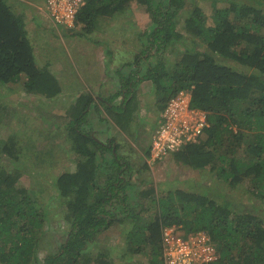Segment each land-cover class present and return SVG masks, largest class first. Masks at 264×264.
I'll use <instances>...</instances> for the list:
<instances>
[{
  "label": "trees",
  "instance_id": "trees-1",
  "mask_svg": "<svg viewBox=\"0 0 264 264\" xmlns=\"http://www.w3.org/2000/svg\"><path fill=\"white\" fill-rule=\"evenodd\" d=\"M83 1L73 25L54 23L56 28L75 31L78 27L82 34L91 33L98 16L120 13L129 0ZM136 1L145 6L151 20V29L141 34L142 53L131 65L117 68L116 95L100 96L101 100L83 92L68 110L63 131L72 166L51 178L54 201L39 204L19 181L30 170V159L38 165L48 157L49 166L55 165L58 147L21 142L15 133L0 137V264H110L106 258L88 260L84 253L96 235L125 219L133 221L127 230L128 249L136 255L148 248L151 264H164L161 229L174 224L182 225L185 233L204 231L209 236L217 258L202 264H264V211L253 214L247 205L220 201L222 195L209 190L207 184L196 191L162 190L159 196L152 184L137 191L139 183L147 180L132 178L133 174H149L150 165L162 157L150 159V138L147 146L141 144L147 158L138 159L137 164L128 156L117 155L118 144L102 145L86 115L93 108L103 120V107L124 129L137 119V83L151 79L159 112L180 90L191 89V104L206 112L208 126L201 142L184 145L171 156L179 164L218 169L217 178L232 184L251 176L248 187L264 199V0H228L224 7L214 5L211 25H206L201 10L195 8L185 18L187 35L176 29L185 0ZM24 20L7 0H0V85L23 74L25 91L51 97L60 91L58 79L37 64ZM177 42L184 47L169 71L163 56ZM148 58L155 61L143 68ZM122 93L123 98L114 104ZM245 131L251 135L243 143ZM243 146L245 155L238 158L237 151ZM98 171L103 175L99 182ZM146 198L158 211L153 218L139 222V215L150 208L144 204ZM53 202L64 204L67 227L57 230L61 240H52L57 251L39 260V241L48 235L44 227L55 210Z\"/></svg>",
  "mask_w": 264,
  "mask_h": 264
},
{
  "label": "rangeland",
  "instance_id": "rangeland-1",
  "mask_svg": "<svg viewBox=\"0 0 264 264\" xmlns=\"http://www.w3.org/2000/svg\"><path fill=\"white\" fill-rule=\"evenodd\" d=\"M7 1L14 11L20 12L24 16L27 37L37 64L46 67L56 76L60 88V91L51 97L27 92L23 88L26 79L23 74L16 80L0 85V137L6 138L15 133L16 138L21 142L34 141L35 143L49 144V146L52 144L51 147L54 148L58 147L56 150L58 158L55 165L49 166L48 157H46V162L38 161V165L35 160L30 159L28 161L30 170L23 174L19 181L20 185L30 189L35 194L37 202L43 205L48 203L51 198L52 200L56 198V193L50 185L51 178L67 170L69 165L72 166L71 158L67 155L69 142L63 131L68 120V110L83 92H91L93 96L109 98L114 93L116 95L118 89L117 68L122 66L121 68L124 69L127 64L134 63L135 57L142 53L141 34L144 30L151 29V20L144 5L137 3L136 0H129L120 13L111 17L98 16L95 28L91 33L82 34L78 32L80 31L78 27L75 31L64 30L60 26L51 30L57 25L54 22L51 23L55 26L51 25L46 20L47 17L37 11L40 9L37 5L45 6L43 0ZM227 1L185 0L184 7L176 18L177 31L186 34L184 32L185 18L195 8L201 10L206 25H211L213 6L224 7L227 5ZM46 14L51 19L50 14L48 12ZM76 32L78 33L76 34ZM179 42L169 46L163 56L166 62L165 68L169 71L173 70L178 59L177 52L183 50L184 46L182 47V45L184 44ZM153 58H148L142 67L147 68L155 61ZM88 59L92 68L89 63L85 67L82 66L88 62ZM91 70L94 71V75H91L94 78V83L86 77L87 72ZM126 72L127 70H124L123 74ZM152 83L149 79L135 85V94L140 99V103L134 112L136 114L134 118L137 119L131 121L129 127H126L127 129H120L110 119L103 107H100L103 120L98 119L99 114L96 109L92 108L86 114L91 122L92 133L99 141L111 138L113 140L111 144H118L117 155L128 156L132 162L134 160L137 164L138 161L142 162L147 158L144 157L142 145H148L149 135L159 114L158 94L154 83ZM120 100L121 96L112 102L117 104ZM108 113L110 114V110ZM99 130H103V132ZM250 135L249 131H245L243 138L250 137ZM245 142L249 141L245 139L243 143ZM171 155V153L163 155L160 161L150 165L149 174L147 172L139 175L133 174L132 178H139V180L146 178L147 180V182L139 183L137 191L152 184L156 196H159L162 190L181 189L187 191L193 189L196 191L202 190L203 184H207L209 190L222 195L220 201H228L233 204L239 202L247 205L252 209L249 210L253 214L260 215L264 211V199H259L256 191L248 187L251 176L244 178L242 182L232 184L222 180V177L217 178L220 172L218 169L212 171L208 167L202 169L183 162L179 164V161L176 162ZM244 155L245 148L243 146L237 151V157L242 158ZM49 158L55 161L52 157ZM221 165L228 169L224 162ZM102 177V173L98 171L97 181H101ZM190 183L195 186L193 185V187ZM156 196L155 198H158ZM53 203L55 210L49 214L44 227L48 235L39 241V252H37L39 260H42L46 254L57 251V244L52 243V240H61L63 236L58 235L57 230H65L67 227L66 220H64V204ZM144 204L150 208L139 215V222L153 218L158 211L157 205L154 203L151 206L149 199L146 198ZM132 223L131 219H125L112 224L104 232L96 235L86 248L85 258L88 260L106 258L110 264H151L148 248H144L145 251L136 255L128 249L127 230L130 229ZM173 226H178L177 230L186 232L182 225L174 224Z\"/></svg>",
  "mask_w": 264,
  "mask_h": 264
},
{
  "label": "built area",
  "instance_id": "built-area-1",
  "mask_svg": "<svg viewBox=\"0 0 264 264\" xmlns=\"http://www.w3.org/2000/svg\"><path fill=\"white\" fill-rule=\"evenodd\" d=\"M45 9L55 24L72 26L83 0H44ZM191 89L171 97L158 114L150 133L151 159L170 154L187 144L198 143L208 126L206 112L191 104ZM164 264H202L217 258V251L204 231L183 233L176 227L161 230Z\"/></svg>",
  "mask_w": 264,
  "mask_h": 264
},
{
  "label": "crops",
  "instance_id": "crops-1",
  "mask_svg": "<svg viewBox=\"0 0 264 264\" xmlns=\"http://www.w3.org/2000/svg\"><path fill=\"white\" fill-rule=\"evenodd\" d=\"M43 1H44V0H43ZM41 6H42V5H41ZM37 7L40 8L39 10L42 11L41 14L44 15V17H47L46 20L49 21V22L51 23V22H52L51 19H50V18L47 16V14H46L45 6H44V7H43V6L40 7L39 5H37ZM44 17H43V18H44ZM51 25H54V24L51 23ZM51 27H52V26H51ZM55 28H56V26H55ZM55 28H51V29L53 30V29H55ZM87 63L90 64V67L92 66L91 62H89V59H88V62L82 64V66L85 67V66L87 65ZM91 68H92V67H91ZM91 75H92V76L94 75V71H93V70L88 71L87 74H86V77H87V78H90V82H93V83H94V78H93ZM88 90H89V89H88ZM90 91H91V90H90ZM94 97H97V96H94Z\"/></svg>",
  "mask_w": 264,
  "mask_h": 264
},
{
  "label": "flooded vegetation",
  "instance_id": "flooded-vegetation-1",
  "mask_svg": "<svg viewBox=\"0 0 264 264\" xmlns=\"http://www.w3.org/2000/svg\"><path fill=\"white\" fill-rule=\"evenodd\" d=\"M123 95H124V94L122 93V94H121V99L123 98ZM98 97H99L101 100H103L102 97H100V96H97L96 98H98ZM91 135H92V134H91ZM111 142H112V141H111V138H107L106 142L103 141L101 144L104 145V146H107V147H109V146L112 147ZM113 145H114V144H113Z\"/></svg>",
  "mask_w": 264,
  "mask_h": 264
},
{
  "label": "clouds",
  "instance_id": "clouds-1",
  "mask_svg": "<svg viewBox=\"0 0 264 264\" xmlns=\"http://www.w3.org/2000/svg\"><path fill=\"white\" fill-rule=\"evenodd\" d=\"M203 137H204V136H203ZM203 137H202L200 140H202ZM200 140H199V142H200ZM199 142H198V143H199ZM150 159H151V156H150ZM155 159H157V158H155ZM151 160H154V159H151ZM171 226H173V225H171ZM171 226H164V227H162V229L165 228V227H171ZM174 227H175V226H174ZM177 227H178V226H177ZM177 227H176V228H177ZM162 229H161V230H162ZM183 233H185V232H183ZM191 233H192V232H191ZM186 234H188V233H186ZM160 236H161V235H160Z\"/></svg>",
  "mask_w": 264,
  "mask_h": 264
}]
</instances>
